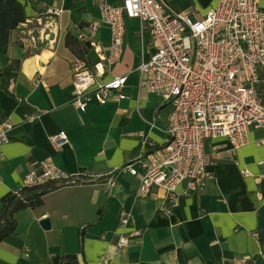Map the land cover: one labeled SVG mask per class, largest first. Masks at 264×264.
<instances>
[{"label":"crops","instance_id":"0c3cea01","mask_svg":"<svg viewBox=\"0 0 264 264\" xmlns=\"http://www.w3.org/2000/svg\"><path fill=\"white\" fill-rule=\"evenodd\" d=\"M18 1L25 22L0 52V124H12L9 141L0 143V208L1 198L18 193L27 173L39 172L45 161L74 183L55 185L41 206L15 214V233L0 242V264H50L64 255H75L74 264H97L112 256L119 234L133 231L139 235L111 264H264V129L251 128L236 151L224 138L208 140L212 176L199 192L177 185L174 207L165 213L164 191L137 194V179L124 170L132 164L141 171L140 162L153 159L168 139L170 106L139 84L138 66L153 53L148 27L126 20L121 59L101 78L126 76L125 99L91 101L81 113L73 105L71 68L77 61L91 68L110 42L107 27L92 29L99 20L93 0ZM160 1L194 19L217 3ZM47 8L60 15H47ZM67 35L78 45L67 46ZM258 93L264 102V68ZM59 133L67 136L60 149L50 141ZM121 213L130 219L124 227Z\"/></svg>","mask_w":264,"mask_h":264},{"label":"built area","instance_id":"2783aa9c","mask_svg":"<svg viewBox=\"0 0 264 264\" xmlns=\"http://www.w3.org/2000/svg\"><path fill=\"white\" fill-rule=\"evenodd\" d=\"M93 5L99 20L92 29L108 28L109 49L91 68L84 62L74 63L73 105L83 113L91 101L105 105L125 99L126 76L107 82L101 78L121 59L126 20L146 25L153 53L138 66L139 84L170 106L165 124L168 139L153 159L140 162L141 171L132 164L124 170L137 179V194L164 191L163 211L169 214L177 185L184 184L185 193L199 192L212 176L214 161L204 152L208 140L224 138L236 151L246 144L251 128L264 129V102L258 93L264 68V9L260 0H217L200 19H194L172 12L160 0H121L117 6L93 0ZM45 12L58 17L61 11L47 8ZM11 129L9 121L0 124V143L9 141ZM50 141L60 149L67 136L59 133ZM259 164L264 167V161ZM241 174L249 175L246 170ZM71 183V176L48 161L41 163L39 172L24 178V187L50 189ZM129 221L127 215H119L121 227ZM137 235V231L119 234L112 256L101 257L97 264H111L129 245L130 237Z\"/></svg>","mask_w":264,"mask_h":264},{"label":"trees","instance_id":"16d2710c","mask_svg":"<svg viewBox=\"0 0 264 264\" xmlns=\"http://www.w3.org/2000/svg\"><path fill=\"white\" fill-rule=\"evenodd\" d=\"M264 9V7H263ZM26 19L24 5L18 0H0V52L6 53L10 34ZM65 44L78 45L75 38L66 36ZM46 186L23 187L18 193H7L1 198L0 242L15 233V214L21 210L33 209L42 205L43 196L49 192ZM81 235L83 232L81 231ZM75 255L54 257L50 264H74Z\"/></svg>","mask_w":264,"mask_h":264},{"label":"water","instance_id":"95a60500","mask_svg":"<svg viewBox=\"0 0 264 264\" xmlns=\"http://www.w3.org/2000/svg\"><path fill=\"white\" fill-rule=\"evenodd\" d=\"M85 47L89 48V43L85 42L84 43ZM40 226L42 227V229L44 230H48L49 229V221L48 220H43L40 222Z\"/></svg>","mask_w":264,"mask_h":264},{"label":"rangeland","instance_id":"374dc122","mask_svg":"<svg viewBox=\"0 0 264 264\" xmlns=\"http://www.w3.org/2000/svg\"><path fill=\"white\" fill-rule=\"evenodd\" d=\"M200 3H201V1H200Z\"/></svg>","mask_w":264,"mask_h":264}]
</instances>
